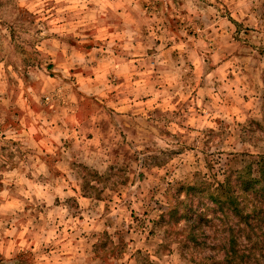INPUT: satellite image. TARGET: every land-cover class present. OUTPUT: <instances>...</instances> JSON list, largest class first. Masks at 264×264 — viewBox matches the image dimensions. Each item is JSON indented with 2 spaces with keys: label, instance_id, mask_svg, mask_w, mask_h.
<instances>
[{
  "label": "clouds",
  "instance_id": "obj_1",
  "mask_svg": "<svg viewBox=\"0 0 264 264\" xmlns=\"http://www.w3.org/2000/svg\"><path fill=\"white\" fill-rule=\"evenodd\" d=\"M17 2L27 7L23 0ZM143 2L40 0L41 16L56 23L36 24L33 31L40 28L41 37H50L45 44L53 54L66 53L67 68L81 70L89 78L85 82L101 87L102 92L115 89L118 102L123 98L134 111L143 97L171 106L195 92L194 102L202 106L173 117L182 126L192 125L195 135L190 132L178 140L149 134L136 138L128 154L114 150L109 141L86 149V155L77 157V166L92 177V194L79 207L62 198L58 209H52L61 223L65 215L84 217L73 221L80 224L71 237L75 247L56 231L52 212L30 225L23 245L16 221L10 229L4 227L8 221H3L0 264H264V175L251 176L246 183L236 181L245 197L256 198L252 204L217 199L208 201L210 211L205 210L206 187L201 180L206 171L204 157L221 148L230 147L233 155L243 154L249 161H264V77L260 75L264 55L259 54L264 51V0H162L151 19L141 8ZM169 17L180 21L177 32L165 29V40L156 47L155 31ZM143 25H148L147 37L141 32ZM110 28L123 43L105 40L91 51L82 46L85 32L93 38L106 37ZM53 33L58 35L52 38ZM174 36L187 38L175 58L165 48L168 41L175 42ZM145 48H154L151 56ZM237 50L245 52L246 58L237 61L232 56ZM133 51L136 55L129 59ZM226 57H231L228 66L235 79L213 71ZM252 65L257 71L251 70ZM5 98L11 100L6 88L0 89V100ZM63 102L74 106V96L69 92ZM53 125L54 121L48 127L64 135ZM122 172L133 177L143 173L145 179L125 185L117 180ZM62 187L67 185L51 186L50 206ZM137 202L141 203L137 206ZM218 215L224 217L220 224Z\"/></svg>",
  "mask_w": 264,
  "mask_h": 264
},
{
  "label": "rangeland",
  "instance_id": "obj_2",
  "mask_svg": "<svg viewBox=\"0 0 264 264\" xmlns=\"http://www.w3.org/2000/svg\"><path fill=\"white\" fill-rule=\"evenodd\" d=\"M23 4L27 7L18 6L17 0H0V89L6 88L11 96V100H0V118L3 120L0 123V223L8 221L4 227L10 229L12 222L16 221L21 245L27 242L25 238L30 225L35 224L46 212H52L58 225L56 231L63 233L69 240L80 227L79 223L74 224L73 221H82V215H65L64 222L61 223L52 209H58L62 198L65 203L79 207L80 202L87 201L92 194V177L85 169L77 166V157L81 153L86 155V149L91 151L95 146L101 145V141H109L114 150L119 149L128 154L136 138L149 134L167 135L182 140L190 132L195 135L196 129L192 125L182 126L173 117H181L184 111H195L202 106V102H194L195 92L192 96L181 99L180 104L173 101L171 106H162L159 100L143 97L135 105L138 111L128 107L123 98L118 102L115 89L102 92L101 87L86 83L89 78L81 70L67 68L63 64V57L66 55L64 51L52 53L50 45L45 44V40L50 37L40 36L42 29L36 28L33 31L36 24L48 23L51 26L56 23L55 20L45 21L41 16L40 0H23ZM161 4L162 0H144L141 8L146 9L144 14L151 19L150 14L154 10L158 11ZM179 25L177 18L169 17L164 26L155 31V46L159 47L165 40V29L175 34ZM141 32L147 37L148 25H143ZM107 33L106 37H99L97 34L93 38L85 32L87 39L82 46L91 51L97 45H103L105 40L123 43L113 29H108ZM57 35L53 33L52 38ZM188 35L193 34L189 32ZM174 40V43L168 41L165 48L171 49L170 54L175 58L180 55L187 38L176 39L174 36ZM139 43L143 46L145 41L141 40ZM68 47L73 45L69 44ZM153 51L154 48H145L148 56ZM259 54L264 55V51ZM67 55L70 56L71 53ZM135 55L133 51L129 59H133ZM232 56L240 61L246 58V53L237 50ZM230 62L231 57H226L218 66H213V71L225 79H235V74L228 66ZM250 67L252 71H257V66ZM241 71L247 74L243 67ZM260 75L264 77V72ZM118 87L119 85L115 86ZM69 92L74 96V106L63 102ZM127 99L130 100L131 97ZM181 105H184L183 109ZM57 116L61 118L56 119ZM53 121V127L64 135L58 136L48 127ZM208 144L209 141H205V146ZM185 147L192 150L191 145ZM225 152L229 155L225 156ZM131 155L140 158L136 153ZM201 155L203 156V151ZM208 157H204L206 171L201 178L206 187L203 196L205 210H211L208 201H215L214 197L228 201L233 196L236 197L235 203L247 201V204H252L256 199L254 196H242L243 199L237 196L241 194L238 186L229 193V197H224L221 195V184L228 178L231 185H234L237 180L243 182L251 176L264 175V161H249L243 158V154L237 157L230 147L221 148L218 153L209 152ZM261 166L262 174L258 170ZM144 179L143 173L139 177H133L130 174L125 176L122 172L117 177L118 182L125 185L128 182L137 185L138 181L143 183ZM61 183L67 187L59 188L50 206L47 198L51 186L59 187ZM64 193H68L66 198L63 197ZM140 203L137 202V206ZM132 212L135 215V207ZM223 219L222 215H218L217 223H222ZM75 243V240H71L73 248Z\"/></svg>",
  "mask_w": 264,
  "mask_h": 264
},
{
  "label": "trees",
  "instance_id": "obj_3",
  "mask_svg": "<svg viewBox=\"0 0 264 264\" xmlns=\"http://www.w3.org/2000/svg\"><path fill=\"white\" fill-rule=\"evenodd\" d=\"M258 170L261 172L260 174H262L263 173V166H261ZM246 182H247V180L243 181L242 183H246ZM235 186H237V184L231 185L230 179L228 178L225 183L221 184V195H223L224 197H229L230 196L229 193H231V191L236 190ZM239 190L241 191L240 188H239ZM237 196L238 197H242V196L245 197L244 193L242 191H241V194L237 195ZM245 198H248V196ZM214 199L217 200L218 198L214 197ZM218 200H220V199H218ZM221 201H225V200L222 198ZM228 201L235 203L236 197L231 196V197H229Z\"/></svg>",
  "mask_w": 264,
  "mask_h": 264
}]
</instances>
